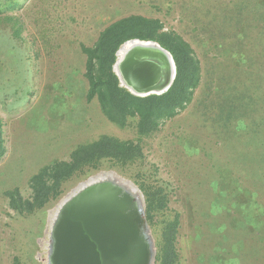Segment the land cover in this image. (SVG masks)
I'll return each instance as SVG.
<instances>
[{
  "label": "rangeland",
  "instance_id": "rangeland-1",
  "mask_svg": "<svg viewBox=\"0 0 264 264\" xmlns=\"http://www.w3.org/2000/svg\"><path fill=\"white\" fill-rule=\"evenodd\" d=\"M238 1L0 0V264H48L50 212L79 182L102 171L138 188L163 187L167 206L147 220L156 253L161 228L176 215V264H241V62L222 52L229 67L212 71L220 53L212 26ZM213 13L220 16L213 20ZM128 14L156 17L192 45L203 68L192 101L143 139L141 162L68 181L42 210L15 213L3 191L17 186L29 196L31 174L67 159L75 144L102 133L135 136L132 126L107 120L96 99L86 100L80 48ZM5 15L18 19L19 38ZM250 65L259 68H243V264H264V58ZM154 264H160L156 257Z\"/></svg>",
  "mask_w": 264,
  "mask_h": 264
},
{
  "label": "trees",
  "instance_id": "trees-1",
  "mask_svg": "<svg viewBox=\"0 0 264 264\" xmlns=\"http://www.w3.org/2000/svg\"><path fill=\"white\" fill-rule=\"evenodd\" d=\"M256 2L243 0V68L248 72L259 68L250 63L264 58V2ZM16 6L14 3L8 8ZM223 14L224 18L212 26L216 39L214 46L220 52L214 57L216 67L212 68L213 72L229 67L224 58L230 62L237 59L241 62V2H236ZM210 16L216 20L220 14ZM3 20L12 24L13 35L19 38L21 25L18 19L14 15H5ZM135 38L154 40L171 53L175 76L164 92L140 96L120 85L113 70L118 57L116 51L125 41ZM80 48L85 55L83 75L87 82L86 100L96 99L107 120L119 128L132 126L135 136L119 138L102 133L91 140L79 142L72 147L67 159H53L31 174L28 179L29 196L25 197L17 186L4 190L9 208L17 214H32L56 201L63 194L68 181L86 178L106 167L118 168L141 162L144 158L143 139L158 131L163 120L185 109L202 81L203 68L192 45L175 30H165L156 17L141 14L122 16L100 30L92 45L81 44ZM222 52H228V56L222 58ZM4 153L0 118V159ZM138 186L144 196L146 219L151 222L154 213L166 208V194L163 187L158 185L138 183ZM178 222L175 215L161 228L155 256L160 264H176L179 260L175 248Z\"/></svg>",
  "mask_w": 264,
  "mask_h": 264
},
{
  "label": "water",
  "instance_id": "water-1",
  "mask_svg": "<svg viewBox=\"0 0 264 264\" xmlns=\"http://www.w3.org/2000/svg\"><path fill=\"white\" fill-rule=\"evenodd\" d=\"M130 40L113 65L120 85L140 96L167 90L175 76L171 53L154 40ZM49 247L48 264H154L156 256L142 194L112 179L90 181L63 202Z\"/></svg>",
  "mask_w": 264,
  "mask_h": 264
},
{
  "label": "bare ground",
  "instance_id": "bare-ground-1",
  "mask_svg": "<svg viewBox=\"0 0 264 264\" xmlns=\"http://www.w3.org/2000/svg\"><path fill=\"white\" fill-rule=\"evenodd\" d=\"M133 42H134V40H128L121 45V47L117 51V55H118L117 60L122 59L126 55L128 49L132 46ZM114 67L116 68V70H118V63L115 64ZM95 179H112L115 181L117 180V181L121 182L124 186L128 187L129 189H132V190L136 191L137 193H139V189H137V187L134 183H132L131 181H129L127 179H124V178L118 176L113 171H110V172L102 171V172L97 173V175H92L89 177L88 180L86 179L87 181L80 182L77 185V187L74 190H72V192H70L67 196H65L64 199L57 204L55 209L50 212L49 220H48V222H49L48 225L50 228L49 235L51 234V227L53 225L54 220L56 219V217L58 215V211H59L61 205L63 204V202L66 199H68L72 194H74L77 189L81 188L84 184H86L90 181H93ZM49 249H50V247H48V253H49Z\"/></svg>",
  "mask_w": 264,
  "mask_h": 264
}]
</instances>
